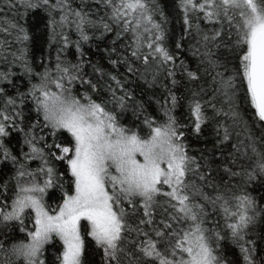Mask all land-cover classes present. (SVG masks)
<instances>
[{"label":"snow or ice","instance_id":"6c2138e0","mask_svg":"<svg viewBox=\"0 0 264 264\" xmlns=\"http://www.w3.org/2000/svg\"><path fill=\"white\" fill-rule=\"evenodd\" d=\"M0 264H264V0H0Z\"/></svg>","mask_w":264,"mask_h":264},{"label":"trees","instance_id":"16d2710c","mask_svg":"<svg viewBox=\"0 0 264 264\" xmlns=\"http://www.w3.org/2000/svg\"><path fill=\"white\" fill-rule=\"evenodd\" d=\"M171 2H172V0H162V3L165 5L166 9H167L168 6L171 5ZM37 35L39 36V32L37 33ZM132 87H133L134 89H137L138 98L143 99V100H147L148 94H150L151 91H152V90H150V89H146V86L143 85L142 82H140V83H134V84H132ZM140 88H145V89H146L145 94L142 95V96L139 94V89H140ZM150 110H151V108H150ZM129 115H130V114H129ZM196 146H197V147H204L205 145H204V143L202 142V143H200V144H197ZM207 147L210 148V147H211V144L208 143V144H207Z\"/></svg>","mask_w":264,"mask_h":264}]
</instances>
